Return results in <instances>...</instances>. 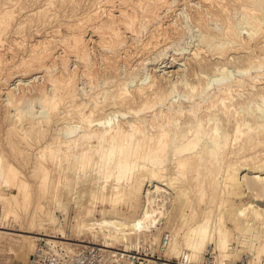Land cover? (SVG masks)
<instances>
[{"label": "bare ground", "instance_id": "6f19581e", "mask_svg": "<svg viewBox=\"0 0 264 264\" xmlns=\"http://www.w3.org/2000/svg\"><path fill=\"white\" fill-rule=\"evenodd\" d=\"M179 1L99 0L66 23L68 35L58 40L64 54H53L50 39L38 40L13 62L21 75L43 73L17 93L3 86L0 264H28L39 241L68 253L98 247L113 264H231L237 257L262 264L264 0H185L176 12ZM25 2L0 0V46L9 27L53 14L39 9L21 19L14 13ZM170 9L175 17L164 20ZM188 23L198 28V43L180 49V60L164 61L160 49L126 68L120 49L148 48L154 39L143 35L155 38L148 25L166 40L182 37ZM92 36L100 68L90 55ZM161 221L175 229L155 256L147 242L158 243ZM89 234L92 240L81 241Z\"/></svg>", "mask_w": 264, "mask_h": 264}, {"label": "rangeland", "instance_id": "374dc122", "mask_svg": "<svg viewBox=\"0 0 264 264\" xmlns=\"http://www.w3.org/2000/svg\"><path fill=\"white\" fill-rule=\"evenodd\" d=\"M97 1L99 0H74L72 2H66L65 5H61V1L60 0H53V3H49V0H26L25 2V6H27L26 8H23L21 9V11H15V15L17 13H21L22 16H21V19H25L27 17H35V15L33 14L34 12L36 13V11L39 12V9H48L50 10V13L52 12L53 14H51L50 16H46V17H40L38 20L37 18H33L31 21H29L30 23H28V20H24V28L20 29V30H14L12 28H8V31L3 35V45L0 46V48H2V50H0L1 54H2V59L4 62H2L0 65V120H2V123L3 124H6L5 121H7L5 118L6 116V112H5V105H3L2 107V104L5 103V94H4V91L5 88L4 87H9L11 89H13L16 93L19 91L20 92V89L22 87L25 86V88L28 86H31V83L34 81V83H37L36 81L38 80V82H41L42 80V73L41 72H38L36 74H26V75H21V68H18V67H14L13 62L17 63L20 58L22 56L24 57H27L28 54H30V49H31V45H33L34 43L37 44L39 41H45V40H48L50 39L51 40V46H52V50H53V54L56 53V55H59L60 53L61 54H64L62 52V48H61V45L58 43V40H59V37L60 35H64V36H67L68 35V28H67V24H70V22L72 23V21H74L76 18L78 17H81L82 14H85V11L89 10V9H93V7H95L97 4ZM182 1V2H181ZM179 1V4L180 5H177L175 8H177L176 12H179L181 11L182 9H184V2L185 0H181ZM77 2V3H75ZM86 2V4H85ZM92 2V3H91ZM31 3V4H30ZM27 4V5H26ZM115 4L117 5L118 2H115ZM111 5V4H109ZM109 5L108 6H104L105 8H109ZM29 6V7H28ZM41 7V8H40ZM103 8V5L101 6ZM56 8V9H55ZM82 8H84L82 10ZM104 8V9H105ZM116 8V7H115ZM18 9L17 7H15V10ZM35 9V10H34ZM113 9V8H112ZM24 10V12H23ZM179 10V11H178ZM30 11V12H29ZM101 11V13H100ZM98 12L101 14V17L102 18H106V15L104 14L103 12V9L101 10L100 7L98 8ZM165 12V11H164ZM29 13H32V14H29ZM82 13V14H81ZM168 13L170 15H168ZM175 10L174 9H170L168 11H166V15L164 17V20H171L173 17H175ZM28 14V15H27ZM77 14V15H76ZM76 16V17H75ZM172 16V17H171ZM180 16H182L180 14ZM18 17V16H17ZM56 17V18H55ZM70 17V18H69ZM167 18V19H166ZM43 21V22H42ZM83 21V20H82ZM50 22V23H49ZM69 22V23H68ZM86 23V22H85ZM84 23V24H85ZM50 24V25H49ZM51 26V27H50ZM86 26V24H85ZM187 27H184V30L182 32V37H177V36H172L174 37V40L176 41V44H172V45H169L171 43V40H173V37L170 35L169 38H167L166 40L164 38H161L159 36H157V32H155L154 30V27L155 25H148L147 26V30H149L150 28V31H153V35L155 36L154 37H151L150 35V32L148 31L147 32V36L143 35V38L144 40L148 39V40H151V39H154V42L153 40L151 41L152 43L147 45L148 48L146 46L143 47V45L141 44V42H136L135 45H131V46H128L125 51L124 49H120L119 53H121V55H125L124 57V60L123 62L126 63V68L128 67L129 69H132L133 68H137L140 66V60L143 59V58H150L152 59L154 56L158 55V50L160 51V49L162 50L163 53H165L164 55V61H169L173 55L176 57L177 55V59H181L182 58V55L178 54L181 52L182 49H185V50H189V49H193L195 48V44L198 43V35H199V31L198 28H195V26H193V24L191 23H188V25H186ZM192 27V28H191ZM88 26L85 28L86 29V34H88L89 36L92 34V32L87 29ZM39 29V30H38ZM189 29V30H188ZM196 29V31H195ZM67 30V31H66ZM19 31V33H18ZM35 32V33H34ZM38 32V33H37ZM91 32V33H90ZM197 32V34H196ZM90 33V34H89ZM186 33V34H185ZM66 34V35H65ZM127 35H130L129 33H127ZM49 37V38H48ZM58 37V38H57ZM194 37V38H193ZM172 38V39H171ZM158 41H156V40ZM179 39V40H178ZM39 40V41H38ZM98 38L97 36H92V41H90V55L92 56V58L95 60V62H97V66L99 65L98 61H100V55H98L100 52H101V47L99 46L98 44ZM181 40V41H180ZM196 43H195V41ZM38 41V42H37ZM147 41V40H146ZM166 41V42H165ZM57 42V43H56ZM184 42V43H183ZM139 43V44H138ZM158 45H157V44ZM98 44V45H97ZM11 46L12 49H8L7 50V46ZM165 45V46H164ZM168 45V46H166ZM175 45V46H174ZM179 45V46H178ZM58 46V47H57ZM60 46V47H59ZM96 46V47H95ZM140 46V47H139ZM153 48H152V47ZM158 46V47H157ZM171 46V47H170ZM92 47V48H91ZM95 47V48H94ZM130 47V48H129ZM143 47V48H142ZM168 47V48H167ZM98 48V49H97ZM141 48V49H140ZM175 48H177L175 50ZM130 49V50H129ZM146 49V50H145ZM167 49V50H166ZM181 49V50H180ZM129 50V51H128ZM178 50V51H177ZM124 51V52H122ZM138 51V53H136ZM180 51V52H179ZM14 52V53H13ZM93 52V53H92ZM98 52V54H96ZM135 52V54H134ZM175 52V53H174ZM177 52V53H176ZM13 53V54H12ZM130 53V54H129ZM132 53V54H131ZM145 53V54H143ZM155 53V54H154ZM173 53V54H172ZM167 54V56H166ZM170 54V55H169ZM15 56V57H12ZM55 55V54H54ZM55 55V56H56ZM94 55V56H93ZM97 55V56H96ZM133 55V56H132ZM140 55V56H138ZM151 55V56H150ZM153 55V56H152ZM179 55V56H178ZM235 56L234 54H231V56ZM4 56V57H3ZM146 56V57H145ZM17 57V58H16ZM70 56V68H76L75 66V63H74V58ZM131 57V59H130ZM152 57V58H151ZM5 58V59H4ZM99 58V59H98ZM130 60H129V59ZM13 61H12V60ZM139 59V60H138ZM169 59V60H168ZM137 60V61H136ZM134 61V63H133ZM182 61V60H181ZM210 62H215L216 59H212V60H209ZM12 62V63H11ZM122 62V63H123ZM139 62V63H138ZM179 62V61H177ZM6 63V64H5ZM4 64V65H3ZM119 64V63H118ZM128 64V65H127ZM164 64V62H163ZM162 64V65H163ZM74 65V66H73ZM121 65V62L120 64ZM136 65V66H135ZM175 64H172L171 67H167L166 70H171L170 72H174L173 70H176V66H174ZM8 66V67H7ZM11 69H10V68ZM100 68V66H98ZM158 67H152L150 66L149 67V72H156L157 74L160 72L162 73V71L164 72V68L160 71H155L157 70ZM3 70V71H1ZM170 73V74H171ZM7 76H6V75ZM9 74V75H8ZM16 75V76H15ZM38 75V76H37ZM4 76V77H3ZM20 76V77H19ZM29 76V77H28ZM31 76V77H30ZM3 77V78H2ZM39 77V79L37 78ZM81 78H79L77 81H79L78 83L80 84V86L82 85L81 82H83V86H86L85 88H88L87 87V83L85 82V80H88V79H85L86 77H83V76H80ZM20 78V81L18 80ZM34 78V79H33ZM15 79V80H14ZM37 79V80H36ZM4 82H3V81ZM5 80H7L5 82ZM32 80V81H31ZM19 81V82H18ZM21 81H22V86H20L21 84ZM28 81V82H27ZM31 81V82H30ZM7 83V84H6ZM26 83V84H25ZM28 83V84H27ZM33 83V84H34ZM6 84V85H5ZM24 84V85H23ZM30 84V85H29ZM85 84V85H84ZM19 85V87H18ZM4 86V87H3ZM15 88V89H14ZM109 88V87H108ZM3 91V92H2ZM4 97V98H3ZM4 101H3V100ZM4 102V103H3ZM35 108H38L37 106H35ZM5 114V115H3ZM4 132V131H3ZM23 146V145H22ZM252 172H249V171H243V175H247V176H253L254 173L250 174ZM236 202H238V200H236ZM47 209V208H46ZM120 210H122L123 212H126L127 214L129 215H133V210L131 209H127L125 207H120ZM58 215L60 216V218L62 219V216L60 215V212H58ZM73 216V212L70 213V216H69V222H67L65 225H66V229L68 231V233L71 234V230L69 228V224H70V221H71V218ZM12 225H14L15 227H19L20 224L23 225V222L19 221V220H12ZM159 227H160V233H159V236L160 237L158 239V243H153L151 244L150 241L147 242L148 243V247H152L154 246L155 250H154V254L155 256L158 255V252L159 250L162 248V241H163V238L165 236H170V233H173L174 232V229H175V225L173 224H167L165 225L164 223L162 224V221L159 222ZM43 228V227H42ZM52 231V230H51ZM155 231V230H154ZM168 233V234H167ZM73 236V235H72ZM74 237V236H73ZM153 238V236H150ZM81 238H83L84 240H81V241H89V239L92 240V236L90 237V234L87 236H84L82 235ZM80 240V238H79ZM141 250L143 252V247H141ZM150 250V249H149ZM207 257L209 256H212L211 254H209L208 252L206 253ZM3 256V257H2ZM237 259V260H236ZM172 260L178 262L179 259L177 258H172ZM132 261L134 264H139V259H135V258H132ZM4 263L5 262V255L3 252L0 253V263ZM208 264H212L211 262H209ZM231 264H244V262L242 261V258L241 257H237L235 258L234 261H232ZM262 264H264V260L262 261Z\"/></svg>", "mask_w": 264, "mask_h": 264}, {"label": "built area", "instance_id": "2783aa9c", "mask_svg": "<svg viewBox=\"0 0 264 264\" xmlns=\"http://www.w3.org/2000/svg\"><path fill=\"white\" fill-rule=\"evenodd\" d=\"M168 236L162 241L165 246ZM39 245L31 254L28 264H113L112 258L98 247L86 245L77 253H68L63 249L56 250L50 248L45 241H39Z\"/></svg>", "mask_w": 264, "mask_h": 264}]
</instances>
